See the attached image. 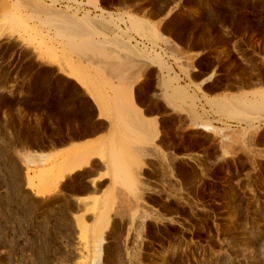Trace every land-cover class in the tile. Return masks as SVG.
<instances>
[{"label": "rangeland", "instance_id": "1", "mask_svg": "<svg viewBox=\"0 0 264 264\" xmlns=\"http://www.w3.org/2000/svg\"><path fill=\"white\" fill-rule=\"evenodd\" d=\"M123 3L168 19L156 26ZM163 40L202 53L197 67L220 73L221 84L264 81V0H0V264H264V90L216 102L197 86L210 109L191 96V128L159 143L174 159L154 146L145 173L143 161L132 171L115 139L108 150L74 155L72 167L109 158L111 186L87 182L89 170L61 185L71 165L49 174L34 161L81 130L55 110L50 89L71 90L55 72L90 92H114L103 103L124 118L137 113L131 86L97 82L89 70L112 78L142 65L170 71ZM184 54L176 63L186 73L182 64L197 53ZM89 114L82 105L80 116ZM89 187L110 191L76 197Z\"/></svg>", "mask_w": 264, "mask_h": 264}, {"label": "crops", "instance_id": "2", "mask_svg": "<svg viewBox=\"0 0 264 264\" xmlns=\"http://www.w3.org/2000/svg\"><path fill=\"white\" fill-rule=\"evenodd\" d=\"M118 8L123 12H128L138 18L148 20L159 27L168 19L166 16L151 17L145 10H140L137 6L127 3L121 4ZM162 36L167 38L164 35ZM161 46L167 57L170 58L168 60V64L171 67L170 71H161L157 65H142L139 70L128 72L125 68L121 71L118 69L115 77L112 78L109 74L105 76L95 70H89L92 75H99L101 77H98L97 82L113 79L115 85L131 86L133 102L137 108V113H127L124 118H120L114 110H108L103 103L102 97L109 99L116 98L114 92L108 91L106 94L104 92L102 94L90 92L76 79L70 78L59 71L55 72L53 78L63 79L66 86L68 85L71 88L68 91L58 89L56 86L50 89V94L56 100L58 99L55 110L60 113V120L65 118L67 123L66 128L74 130L80 127L81 130L77 131L78 133L70 135L65 142L50 144L37 152L42 154V157L38 156L34 158L38 168L50 169L49 174H55L60 169L58 167L62 163L63 165L69 164L71 165L70 167L74 166L79 161L78 157L74 156L77 152L90 148L95 151L98 147H104L108 150L115 139L117 143H121V146H125V152H128L132 156V160L130 159L132 171L134 172L137 168L133 162L139 163L143 161L145 162V166L142 168V171L145 173L148 166L150 167V165L155 164L156 153L154 146L161 147L170 161L174 159V151L171 145L159 143L166 135L177 133L179 128L182 130H189L191 128L194 123V117L190 115L193 96H197L198 100L201 101L200 105H205L207 110L210 109L207 105V100L203 99L202 94L196 91L197 86L202 89L203 93L211 101L214 100L216 102L223 101V99L233 100L243 98L244 96H252L264 90V81H250L246 84H233L231 86L221 84L219 80L220 73L210 71L203 74L197 67L196 61L201 57L202 53L200 54L191 50L187 51L182 47L179 49L174 44L164 42V40L161 42ZM187 52L191 54L197 53V56L193 57L191 64L188 62L182 64L183 68L187 69V72L184 73L180 69V64L176 63V60H185L184 53ZM48 68L53 67L48 66ZM122 72H126V74L119 76ZM173 78H178L179 82H172ZM180 88H186L187 93ZM82 105H85L90 111V114L85 118L80 116ZM173 118L177 119L176 123L168 127V120ZM179 118H181V121H178ZM206 118L213 122L215 126L221 127L216 122V117L209 116ZM206 118L204 119L206 120ZM123 120L128 123L127 128L122 127ZM156 130L159 132L158 137L153 142L147 141L146 138L153 137ZM142 154H149L150 156L142 158ZM29 159L26 158V161L28 162ZM109 161L107 157H105V161H102L99 156L94 155L92 158L86 160V164L81 167V170L77 169L71 175L65 176L64 180L59 184L62 185L70 177L89 170L87 182L92 184V181L96 180V184L107 182L111 186L114 183L110 175ZM40 163L42 164L39 165ZM109 191L103 189L97 193L93 188L89 187L81 191L76 197L85 199L97 196L98 198H103Z\"/></svg>", "mask_w": 264, "mask_h": 264}, {"label": "bare ground", "instance_id": "3", "mask_svg": "<svg viewBox=\"0 0 264 264\" xmlns=\"http://www.w3.org/2000/svg\"><path fill=\"white\" fill-rule=\"evenodd\" d=\"M88 165V164H87ZM79 167V168H78ZM82 166H75V167H71V168H69L68 170H67V173H65L63 176H62V178H61V180L60 181H63L64 180V178H65V176H67V175H71L73 172H75V171H77V169L79 170H81L82 168H81ZM84 168V167H83Z\"/></svg>", "mask_w": 264, "mask_h": 264}]
</instances>
